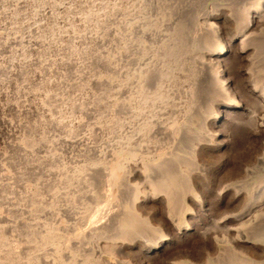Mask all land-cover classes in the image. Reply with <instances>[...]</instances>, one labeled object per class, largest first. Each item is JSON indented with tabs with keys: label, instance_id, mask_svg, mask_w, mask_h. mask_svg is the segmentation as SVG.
I'll return each instance as SVG.
<instances>
[{
	"label": "bare ground",
	"instance_id": "obj_1",
	"mask_svg": "<svg viewBox=\"0 0 264 264\" xmlns=\"http://www.w3.org/2000/svg\"><path fill=\"white\" fill-rule=\"evenodd\" d=\"M29 1L20 0L17 4L23 7ZM73 1L75 2V0ZM192 2V0H181L180 2L178 0L175 2L174 0H116L115 81L109 83L101 79L91 80L88 78L90 81L86 82L77 79L70 82L63 80L62 82L61 79L63 78H61V82L58 84L65 86L66 92L68 90L69 94L66 98L62 97L63 95L60 97V94L50 96L53 102H51L52 112L58 113V115L54 117L53 113L49 111L53 117L47 123L54 130L60 132L66 130V133L70 134L73 127H88L86 118L93 120L98 114L106 118V120L102 119L100 122L94 123V127H89L91 130L88 134L93 132L95 135V133L105 130L104 123L107 124V128L110 127L114 130L112 141L107 142L103 149L96 148L97 145L84 142L86 148L81 154V156L90 155L96 161H92L88 166L77 165L73 169L70 168L73 170L72 175L68 172L69 170L63 171V174L66 173L64 177L56 171L59 170L57 168L52 173V183L53 186H56L55 184L58 183L59 185L63 181L66 185L64 189L73 186V190H75L81 187L80 184L85 185L86 179L88 180L89 177L94 178L100 175V182L104 181L107 184V204L100 209V218L95 213L88 223H80L83 217L75 211L76 198L72 199L71 202L66 200L68 205L64 211L71 215L73 224L67 223L66 226L58 228L39 222L41 219L35 224L33 222V225H28L26 235L34 239L36 243L35 254L33 253L24 259L21 256L15 257L13 261L3 256L6 259L0 264H260L264 259V237L260 236L259 231H257L262 226L264 227V189L258 190V186H260L258 184V188L255 187L257 192L252 187L250 194L245 196L244 187V180L249 178V174L252 176L253 172L264 173V0H230L225 6L223 4V7L206 12L202 19L197 17L196 21L188 22L181 17V12L195 3ZM57 9L58 7L55 10ZM57 11L59 12V10ZM1 13L3 14V11ZM37 13L39 12L36 11L35 14L37 15ZM11 14L16 15L15 13ZM55 16L58 17L56 14ZM72 18L73 16L69 19ZM96 18L100 19V14L94 11L87 13L81 21L89 26V22H96L94 21ZM2 22L4 23V21ZM18 22L16 23L18 24ZM4 24L6 27V23ZM69 24V27L66 26L64 31L65 34H68L61 35L59 38L61 41L62 39H66V41L70 39L71 35L68 29L71 26ZM14 26L9 29L10 33L8 30L7 33L9 34L0 33L1 41L4 39L0 45L3 46L5 52H12L10 45L14 44L12 48H15V43H18L19 37L17 39L16 36L18 25ZM97 26L99 25L97 24ZM60 28L56 29L60 30ZM201 28H204V31ZM34 30V27L28 29L31 34ZM55 33L57 34L56 31L54 35ZM39 37L41 36L39 35ZM58 37L56 35L49 40L45 36L47 41L42 40L43 38L41 40L31 38L35 40L34 45H38V48L41 47L39 50L42 52V47L46 45L50 48L51 46H58L56 42L60 41ZM78 37L81 42L85 40L86 43V40H90V43L91 41L97 43L99 40L102 41L96 30L95 33H83ZM66 41L60 43L63 44L62 47ZM72 41L74 42V40ZM31 43L32 41H30ZM30 44L27 45L30 47ZM22 46L26 47L25 44ZM36 46L33 47L36 48ZM81 49L84 50L83 47ZM69 50L70 52H66L70 55L76 52L73 49ZM13 51L14 53L11 54L15 55L16 52ZM58 51L60 52L59 49ZM81 52L82 54L87 53L85 50ZM18 53L19 51L17 55ZM24 53L22 54L23 58ZM63 55H65L64 52ZM66 55L67 58L69 55ZM78 57L81 58V55ZM93 57H90L91 61ZM56 59L54 64L58 63L67 68L74 63L71 58H67V60L63 58L57 61ZM95 59L100 62L101 58ZM47 61L50 60L47 59ZM29 62L32 61L23 60L19 62L11 58L9 69L0 66V75L6 76L4 79L7 80L12 89H15L16 94L20 93L21 90L16 84L19 79L17 81L16 78L23 76ZM38 62L39 68L42 67L39 71L50 69V64H47L46 61ZM81 62L84 63L82 60ZM15 67L18 69H13ZM77 71L79 70L77 69ZM40 74L36 73L34 78L26 80L29 82L33 80L34 82V79L40 77ZM2 77L0 87L5 85ZM22 80L25 81L23 77ZM50 85L47 86L50 87ZM92 86H99L104 91H112V97L106 98L103 92L98 93L100 96H97L98 94L90 96L92 92L89 94L88 89ZM11 90L0 88V97L9 98L11 95L8 93L9 91L11 93ZM63 90L65 89L63 88ZM30 91V94L26 93L27 97L25 96L27 101L37 100L40 93H37L35 89L32 94ZM207 95L210 96V98L208 97L210 99L209 105L205 107L206 110L201 111L203 109L201 105L204 104H201L202 100ZM203 102L206 104V101ZM44 106L39 104L37 111L39 109L44 111ZM48 107L51 106L48 105ZM20 108L22 109L19 101L7 102L5 105L0 102V111L8 110L19 114ZM73 112L79 113L82 118L72 122L63 117V115ZM40 115L44 116L42 113ZM45 121H47L46 117ZM45 121L44 123H46ZM228 121H231L232 129H237L239 142H242L245 136L249 138L252 144L250 159L245 163L243 160L242 162L234 161L235 164L231 165L230 159L220 160V153L232 152L235 147L232 148L228 142H224L223 145V140L219 138L222 133L212 131ZM1 122L5 125L8 124L5 119H2ZM99 136L95 135L94 137L99 140ZM59 140L61 141V138ZM73 140L67 138L63 139V142L73 144L76 139ZM19 143L12 142L9 145L14 152L19 153V159H21V155H27L28 151L23 148V143V146H21V142ZM185 144L191 145L192 159L191 157L187 159L185 156L191 154V152L185 151ZM44 145L41 142L39 146L43 147ZM168 149L171 151L168 152ZM212 160L218 161L217 163L213 162V164ZM239 162L245 166L239 165ZM209 163L214 166H210ZM216 164L218 165L216 166ZM187 165L188 167H186ZM228 168L229 170L226 172L225 169ZM214 171H217V174L222 171L225 172L220 178L213 180L211 184H201L202 173L205 172L213 176ZM262 180L264 181V179L258 181V183L261 181V185H263ZM56 193L54 194L56 195ZM62 193L64 192L62 191ZM59 195L53 197L54 203L50 202L55 205L54 211L51 210V207L46 209L49 205H46L47 207L41 205V212L50 215L54 213L53 216L55 214L57 216V204L64 196ZM64 197L67 198V196ZM114 198L120 199V201L123 199V207L120 205L119 207L116 205L117 208L111 207L109 202ZM116 201L119 202V200ZM18 205L15 204L16 208H19ZM16 208H13L12 211L19 210ZM220 208L224 210L222 214H219ZM196 213L204 218L202 223L192 222ZM186 215H190L188 220H186ZM135 221L147 222L148 227H151L148 231H139ZM21 222L23 225V221ZM44 222L46 221L44 220ZM5 226L0 225V239L6 232H4ZM18 227L19 225L15 231L18 230ZM18 231L19 234L20 231ZM12 250H14L13 247ZM27 253L29 254V252ZM26 254L24 256H28Z\"/></svg>",
	"mask_w": 264,
	"mask_h": 264
},
{
	"label": "rangeland",
	"instance_id": "obj_2",
	"mask_svg": "<svg viewBox=\"0 0 264 264\" xmlns=\"http://www.w3.org/2000/svg\"><path fill=\"white\" fill-rule=\"evenodd\" d=\"M18 1H20V0H0V4H1L0 5V11L1 12L3 11V14L0 12V33L9 34L11 32L9 29L11 27H13L16 22L19 21L18 24L16 23V25H15V26L18 25V28L16 27V30L18 29L19 32L17 30L16 36H17V39H18V37H19V39L17 40L18 43H15V48H12V47H14L13 46L14 44L10 45L11 46L10 49H11L12 52H5L3 50V46L0 45V63L2 64V65L0 64V66L9 69V67H10L9 66V62L11 61V58L12 59H16L19 62H22L23 60L24 61L25 60L26 61L27 60H31L35 65L32 62L31 63L29 62V66L30 67L28 66V68H26L27 70L25 71V73L22 76L23 79H25V81L22 80V77L21 78H16V80L19 79V81L17 80L18 81L17 82L15 80V82H17L16 84H17L18 88H21L20 93L18 92V94H16L17 92L15 91V89H12L8 85L7 80L4 79V78H6V76H4V74L0 75V79H1V76H3L2 79H4L3 83L5 84L4 86H2L0 88L7 89V90L8 89L9 90L12 89L11 93H10V91L8 93L9 95H11V96H9V98L8 97L7 98L0 97L1 104L4 103V105H5L7 102L19 101V103H20V105L22 107V109L20 108L21 112H19V114L11 112V111H8V110L0 111V215H1L0 216V221H1L0 225L5 226L7 224L8 225L10 224L7 227L5 226L6 228H4V232L5 231L6 232L5 233L3 232L4 235L0 239V248H2V249H0V251H2L1 253H3V254L0 253L1 254L0 255V263H3L6 258H8V259L13 261V258L15 259V257L19 258L21 256V258L24 259V258L30 257V255L33 254V253L35 254L36 251L34 252V247H35L36 243H35L34 239H31V238H29V236L26 235L27 230H28V225L29 226L33 225V222L35 224V222H37V221H39L41 219L43 221L40 220L39 222H42V223H45V224L47 223L46 224L47 226L51 225V227L55 226V227H58V228H62L64 226H66L67 223L68 224L69 223L73 224L74 221L70 217L71 215L68 214L67 211H64V210H66V207L68 205L67 201L71 202L72 199L76 198L75 211H77L79 213V215L81 217H83L82 221L80 223H88L90 221V218L92 217V215L95 214V213L100 218V216H99L100 215V211H101L100 209L105 207V205L107 204L106 195H107V192H108L107 186H106L107 185L106 182H104V181L100 182V175H98L97 177L95 176L94 178L89 177L88 180L86 179V183H85L86 186L83 185L86 188L85 187L83 188L82 184H80L81 187L73 190L74 189L73 186L70 187L69 189H64L66 185L64 184L63 181H62V183H59V185L57 183V184H55L56 186H53L52 173L58 168L59 170H56V171L61 173V176L64 177L66 173L64 172V174H63V171L67 172L69 170L68 172L70 173V175H72L73 170H70V168L73 169L77 165L88 166L89 163H91L92 161H96V159L92 158V156L90 157V155L81 156V154H83V151L86 148V146L84 145V142H88L91 145H97L96 148L99 147L100 149H103L104 147H106L107 142H111L112 141V138H113V135H114L113 128H110V127L107 128V124H104V123H103V125H105V127H104L105 130H103V131L101 130L100 133H95V135H100L99 136L100 137L99 140L95 139V137H94L95 135H93V132L88 134V132H90L91 128L94 127V123H97L98 121L100 122V120H102V119L106 120V118L105 117H101L100 114H98L93 120L86 118L87 120L85 119V121H86V124H88V127L87 126H85V128H78V127L75 128V127H73V131L70 134L66 133L67 132L66 130H64V132L63 131L60 132V131L54 130L53 127H51L50 124H47V123H49L48 121H50L49 119H51L53 117V115H54V117L56 115H58V113H53L52 112V103L53 102H52V99H51L50 96H52L53 94L54 95H59L60 94V97L63 95L62 97L66 98V97H68V94H69L68 90L66 92L65 86H60L58 84L59 82H61V80H62V82H63V80H64V82H68V81L70 82V81H73V80L75 81L77 79V80H82V81L84 80L83 82H86V81H90V79L91 80H96V79L100 80L101 79L102 81L109 82V83H113L115 81L114 80L115 76H116V74H115V58H116L115 57L116 56V54H115L116 53L115 52L116 51V49H115L116 48V46H115L116 45L115 33H116V27H117V24H116V21H117L116 20V11H115L116 0H81V1L80 0H75V2L73 0L72 1L71 0H54V1L53 0H51V1L50 0H31V1H29L28 0L29 3L27 5H25V6H23V7L17 4ZM59 1H60V4H59ZM79 1L82 2V3L84 2V4L80 3ZM175 1H177V0H174V2ZM180 1L181 0H178V2H180ZM192 1L195 2V3L192 2L193 5H191V7H188L187 9H185V10H183L181 12L182 13L181 17L185 21H188V22L196 21L197 17H200V19H202L206 15V12H208V11L210 12L212 10L214 11L215 9H217V8H219L221 6L223 7V4L225 6L226 4L229 3L230 0H196V1L192 0ZM55 3L57 5H60V6L54 5ZM14 5L17 6V8H14L15 7ZM72 5H74V7H71ZM89 5H90L91 8L89 7ZM56 6L58 7L57 10H59V12L57 10H55L57 8ZM192 6H193V8H192ZM66 7H67V9H66ZM71 8L73 9V12H72ZM194 8H195V10H194ZM61 9H62V11H61ZM63 9H65L66 11L63 10ZM33 10H35V11H33ZM81 10H83V11H81ZM36 11L39 12V13H37V15L35 14ZM89 11L90 12H94L95 11V13L100 14V19L96 18L94 20V21L97 22V24L99 26H97L96 22L92 21V22H89V26H90L89 27L88 24L83 23L81 21L82 18H84L87 13H90ZM85 12H86V14H85ZM187 12H189V13H187ZM191 12H193V13H191ZM203 12H205V13H203ZM11 13H15L16 14L15 16H17V15L18 16L15 17V16H13L14 14H11ZM64 13H66V14L64 15ZM79 13H80V15H79ZM33 14H35V15H33ZM55 14L58 17H56ZM61 14H63V15H61ZM83 14H85V15L83 16ZM38 15H40V16L38 17ZM70 15L73 16L72 19H69V18L72 17ZM76 15L77 16L79 15V16L77 17ZM5 16H6V18H5ZM80 16H82V17H80ZM12 17H14L15 19L12 18ZM18 17H19V19H18ZM7 18H8V20H5ZM64 18H66V19L64 20ZM74 18H75V20H74ZM61 19H62V21H61ZM58 20H59V22H58ZM70 20H72L74 22H72ZM2 21H4V23H6V27H5V24ZM54 21H56L58 24L56 22H54ZM60 21L62 23L64 21L63 25H62V23ZM8 22H9V25H8ZM22 22H23V24H22ZM34 22H36V23H34ZM68 23H70L69 25L71 26L68 29V30H70L69 34L71 36H70V39L67 40L68 44H67L66 39H62V41L63 42L66 41V44H67V47H65V45H66L65 43H64V47H62L63 44H60V43H63V42L59 38L61 37V35L65 36V35L68 34V33L67 34L64 33V31L67 28L66 26H68ZM35 24H36V27H35ZM37 24H38V26H37ZM43 24H44V26H43ZM28 25H30V26H28ZM80 25H82V26L80 27ZM60 26H61L62 29L60 28ZM25 27H26V29H25ZM31 27L35 28V30H34V32L32 34H31V31H28V29L31 28ZM86 27H89V28L87 29ZM97 27H98V29H97ZM39 28H41V29H39ZM56 28H60V30L56 29ZM37 29H39V30H37ZM43 29H45V30H43ZM201 29H202V31H204L203 30L204 28H201ZM8 30H9V33H7ZM21 30H22V32H20ZM95 30H96V32L98 34H100V37L102 38V41L99 40L98 43L91 41V43H90V40H86L87 41V43H86L85 40H83L81 42L80 41L81 39L80 40L78 39L79 38L78 36L82 35L83 33H87V34L92 33V32L95 33ZM48 31L53 32V33H50ZM55 31L57 32V34L55 33V35H54ZM74 31H76V32H74ZM52 34H53V37H55L56 35L59 36L58 39L60 41H56L58 43V46H55V47L51 46V48H50V46L46 45L47 47L46 46L42 47V52H41V50H39V48L41 49V47L38 48L37 47L38 45L37 46L34 45V41H35L34 39L41 40V38H43L42 40H45V36H46V38H49V40H50L51 38H53ZM73 34H75L74 35L75 37L73 36ZM39 35L41 37H39ZM48 35L51 36V37H49ZM31 37H33L34 39L31 38ZM1 38H0V44H2L3 41H4V39H3V41H1L2 40ZM21 38H23V39H21ZM20 40H21V42H19ZM29 40L32 41L31 44H30ZM47 40L48 39H46L45 41H47ZM72 40H74L75 43ZM22 41H24V42H22ZM69 41L71 43H73V44H71V43L70 44L74 45V46H71L69 44ZM24 44H25V46L27 44H30V47L31 46L32 47L30 48L29 45H27L26 47H23L22 45H24ZM18 46L19 47L22 46V47L19 48ZM33 46H36V48H34ZM79 46L81 48L83 47L85 52H87V53L82 54L81 51L84 52V50L81 49V48L79 49ZM28 47H29V49H26ZM37 48H38V50H37ZM47 48L50 49V50H48ZM64 48L67 49V50H65ZM75 48L76 49L78 48L79 50L77 49V51H76ZM30 49H31V51H28ZM58 49L60 50V52L58 51ZM69 49H73L76 52L74 54L70 55L69 53H67V52H70ZM13 50H15V52H16L15 55H12L14 53ZM43 50L45 51V54H44ZM18 51H19L20 54L18 53V55H17ZM39 51H40V53H39ZM62 51L64 52L65 55L67 54L66 56L69 55L67 57L68 59L71 58L72 61L74 62L73 65L71 67H69V68H67L65 66L63 67L62 65H59L58 63H56V64L53 63L56 58H58V59H56V61L59 60V59H63V58H64V60L65 59L67 60L65 55H63ZM78 51H79V53H78ZM23 52H25L24 53V58L25 59L22 56ZM35 52L39 53L38 54L39 56ZM9 53L10 54L12 53V54L10 55ZM76 53L78 55H81V58H79L80 56L78 57V55ZM94 53L96 54V56H95ZM97 53H99V54H97ZM86 54H88V55L86 56ZM25 55H26V57H25ZM82 55H85V56H82ZM89 55H90V57L94 56L93 57L94 59L92 58V61H91ZM17 56H18V59H17ZM19 57H21L23 59H21ZM97 57L101 58L100 62L95 59ZM43 59H45V60H43ZM47 59L50 60L49 61L50 63L47 61ZM73 59L74 60L76 59V60L74 61ZM80 59L82 61H84V63H82ZM83 59H86V60H83ZM35 60H36L37 63L34 62ZM37 60L41 61V62L42 61L43 62L46 61L47 64H50V69L51 70L48 69L46 71L45 70L43 71V69H42L43 73H42V71H39V70H41L40 68H42V67L39 68L40 65H39V62ZM51 60H52V62H51ZM87 60H89L90 62L88 63ZM85 62H87V63L85 64ZM92 62H93V64H92ZM74 64H76V66H74ZM84 64L86 66H88V67H86ZM5 65L8 66V67H6ZM56 66H59V67H56ZM73 67L75 68V70H74ZM76 68L79 71H77ZM85 68H87V69L85 70ZM13 69L16 70V69H18V67H15ZM28 69L30 70V72H29ZM35 72L37 74L41 73L40 77H37V78H40V79L36 78L37 81H36V79H34V82H33V80H30V82L27 81V80H29L31 78H34V75H36ZM84 72H85V74H84ZM28 74H29V76H28ZM47 75L49 76V78H48ZM84 75H85V77L86 76L87 77L85 78ZM71 76H72V78H71ZM42 77H44V78H42ZM41 78H42V80L44 79L43 82H42ZM45 78H46V80H45ZM61 78H63V79H61ZM78 78H80V79H78ZM88 78H90V79H88ZM20 81L22 83L24 82V84H22ZM36 82H38V83H36ZM44 82H47L49 85L51 84L50 87L47 86L48 84L44 83ZM50 82L54 83L55 85L50 83ZM25 83H27L28 85L26 86ZM43 83H44V85H43ZM39 84H42V85L39 86ZM20 85H22L23 87L20 86ZM33 88L35 89V91L37 93H40V96L38 98H40V97L41 98L39 100L37 98V100L35 99L33 101H30V100L27 101V99H26L27 94H30L29 93L30 90H31L30 92L32 94L34 92ZM54 88H55V90H54ZM63 88L65 90H63ZM62 90H63V94H62ZM23 91H25V92H23ZM91 92H92V94H91ZM101 92L104 93V96L106 98H111L112 94H113L112 91H104L103 89H100L99 86L98 87L97 86L96 87L92 86V87H90L88 89V93L91 94L90 96H92V95L96 96L98 93H101ZM13 93H15L17 96L15 94H13ZM22 94H23L24 98L22 97ZM48 94H49V96H48ZM14 96H16V97H14ZM97 96H100V94H98ZM208 97L210 98L209 95H207V97L203 98L201 104L204 103L203 104L204 106L201 105L202 106L201 108H203L201 111L206 110L205 107H207L209 105L210 99ZM207 99H208V101H207ZM203 101H206V104ZM47 102H48V104H46ZM105 102H106V100H105ZM37 103H38V105H37ZM39 104H41L42 106L45 105L44 106L45 107L44 111L42 109H39V111H37L38 108H39L38 107ZM46 105H47V107H48V105L51 106V107L47 108ZM49 111H51L53 113V115H50L51 112H49ZM26 112H27V114H26ZM48 112H49V114H48ZM20 113H22V114H20ZM41 113L44 114V116L40 115ZM49 116H51V117H49ZM79 116L80 115L77 112H73V113L68 114V115H63V117L67 118L68 121H72V122L79 121L82 118L81 116L80 117ZM40 117H44V118H40ZM45 117L47 118V121H45ZM2 119H5V120L8 121V124H6L7 126L1 122ZM44 121L46 123H44ZM104 121H102V122H104ZM231 121L226 122L222 126L217 127L216 128L217 130L215 129V131H212V132L219 131V132L222 133L219 138L221 140H223V143H222L223 145L226 142H228V144H230V146L232 148L235 147L234 151H232V152L226 151V152L220 153L219 157H220L221 161H224V160L226 161V160L230 159L231 165L235 164L234 161L242 162V160H243L244 163H245L247 160L250 159V151L252 150V144H251L249 138H246L245 136L242 139V142L238 141L239 133L236 132L237 129H232L233 127L230 126L231 125ZM234 121H237V119H234ZM40 122H41V125H40ZM36 123L37 124L39 123V124L37 125ZM44 125H46V126L48 125V127H46ZM35 127L38 128V129H36ZM89 127H91V128H89ZM41 138H43V139H41ZM60 138H61L62 142L59 140ZM67 138H68V140L74 139L73 141H75V139H76V141L73 144L64 143L63 139H67ZM54 141H55V143H54ZM12 142L13 143L21 142V144L23 143L24 146H23V144L21 146H23V148H25L28 151V154L24 155V154L20 153L23 156L21 155V159H19V157H20V155H18L19 153L17 154L16 152H14V150L11 148V145H9V144H12ZM41 142H43V145L45 144L44 145L45 147L44 146L41 147L42 145L39 146L41 144ZM36 144H38V145H36ZM186 146H188V147H186ZM190 146L191 145H189V144L188 145L185 144L184 145V149H185V151L191 152V154L185 155L184 153H181L182 155H185L187 159H189L190 157H191V159L193 158V155H192L193 152L190 149L191 148ZM37 147H40V148L38 149ZM168 150H167L168 152L171 151L170 149H168ZM17 155H18V157H17ZM24 156H26V157L24 158ZM217 161L218 160H216V161L212 160L211 162L212 163L213 162L217 163ZM240 162L238 163L239 165L245 166L244 164H240ZM211 164L209 163L210 166H214V165H211ZM217 165L218 164H216V166ZM186 167H188V165ZM186 167H184V168L186 169ZM228 170H229V168L225 169L226 172H228ZM225 171L219 172L220 175H219V173L217 174V171H214L215 173L213 174V176H211V175H209V174L204 172V173H202V176L200 178V182H201V184H205V185L206 184L207 185L211 184L213 180H217L218 178H220V176L223 175V172H225ZM252 174H253L252 176H250V174H249L248 175L249 178L247 177L244 180L245 181L244 187H245V193H246L245 196L248 193L250 194V191H251L252 187L254 188L255 192H257L258 190H263L264 189V181L262 180L263 181L262 182L263 185H261V183H260L261 181L258 183L259 179H264V173L263 172H260V173H258V172L254 173L253 172ZM253 184H255V185H253ZM258 184H260V186H258ZM59 187H61V188H59ZM255 187H257L258 190H256L257 188L255 189ZM71 188H72V190H71ZM53 189H55V190H53ZM57 189H59L58 190L59 193H56V192H58ZM62 191L64 193H62ZM65 191H66V193H65ZM71 191H73V192H71ZM54 193H56V195L60 194L59 196H63V195L67 196V198L64 197V196L61 197V199L59 201L60 203L58 202L57 208H56L58 211L55 209L58 212L57 216H56V214L53 216L54 213L52 215H50L49 213L46 214V213L41 212L42 207H44V206L47 207L48 205L49 206L46 209H49L51 207L52 208L51 210L54 211L55 205L51 204V203L55 202V199H53V197L56 196V195ZM50 195H52V196H50ZM78 199H80V200H78ZM116 200H119L120 203L117 202ZM122 201H123V199H121V201H120V199L114 198L109 203H110V206L112 205L111 207L114 206V208H117V206L119 207V205H120V207H123ZM11 203H13V204H11ZM15 204L16 205L19 204L18 205L19 208H16ZM41 205H42V207H40ZM58 206H59V208H58ZM36 207L38 208V210H36L37 209ZM13 208L14 209L16 208V209H19V210L12 211ZM34 211H36V212H34ZM223 211H224L223 208H220L219 209V214H222ZM194 215H195V219L192 220V222L202 223L204 221V218L201 217L202 215H200V214L197 215V213L194 214ZM189 216L190 215H186V220L189 219L188 218ZM52 217H53V221H52ZM4 219H5V221H4ZM20 220L23 221V225H22V222ZM44 220L46 222H44ZM135 222L138 225L137 228L139 229V231H143V230H147L148 231L149 228L151 227V226L148 227V223L147 222H142V223H141V221H138L140 223H138L137 221H135ZM13 224H15V225H13ZM54 224H56V225H54ZM18 225H19L20 228L22 227L21 230L18 227V230L20 231L19 234L17 233V231H18L17 229L15 231V228H17ZM153 227H155V226H153ZM262 227L260 229H258L257 231H259L258 233H259L260 236L264 237V232H263V230H264L263 228L264 227L263 228ZM261 229H263V230H261ZM260 231H262V232H260ZM2 239H3V241H2ZM8 244H9V246H8ZM10 245H11V247H10ZM20 245H21L22 248L20 247ZM12 247L14 248V250H12ZM10 248H11V250H10ZM23 249L28 250L27 252H29V254L26 252V250H23ZM23 251L26 252L27 254L24 253ZM6 252H7V254H6ZM151 253H154V252H151ZM25 254L28 255V256H24ZM3 256H5L6 258H4ZM260 264H264V259L260 262Z\"/></svg>",
	"mask_w": 264,
	"mask_h": 264
}]
</instances>
